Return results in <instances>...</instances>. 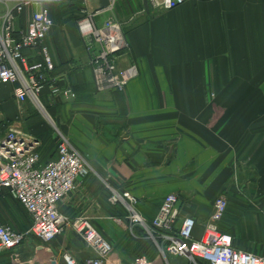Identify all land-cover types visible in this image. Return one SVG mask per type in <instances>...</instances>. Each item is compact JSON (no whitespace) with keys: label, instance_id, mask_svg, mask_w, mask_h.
Masks as SVG:
<instances>
[{"label":"crops","instance_id":"crops-1","mask_svg":"<svg viewBox=\"0 0 264 264\" xmlns=\"http://www.w3.org/2000/svg\"><path fill=\"white\" fill-rule=\"evenodd\" d=\"M49 6L55 21L46 39L54 66L50 80L77 88L78 98L62 111L51 109L49 120L39 111L34 115L29 100L19 103L15 86L0 84V140L11 129L44 140L58 122L93 168L60 203V212L89 218L115 244L132 232L118 218L109 187L131 193L147 221L176 195L181 218L196 221L200 239L215 199L223 196L240 215L231 228L237 249L264 255V0H189L171 11L146 8L144 0H116L113 11H107L111 0ZM100 10L106 11L96 25L117 19L128 42L120 69H139L124 93L95 88L78 19ZM25 56L30 63L42 61L34 51ZM47 157L54 160L57 152ZM0 224L25 233L33 220L6 192L0 195ZM134 244L123 256L115 253L112 264H134L137 256L125 257ZM64 252L80 264L91 256L67 229L51 243L30 236L21 247L0 250V264H64ZM168 261L191 264L179 257Z\"/></svg>","mask_w":264,"mask_h":264},{"label":"built area","instance_id":"built-area-1","mask_svg":"<svg viewBox=\"0 0 264 264\" xmlns=\"http://www.w3.org/2000/svg\"><path fill=\"white\" fill-rule=\"evenodd\" d=\"M61 1L0 0V84L15 86L18 102L24 104L29 100L49 120L51 117L41 99L44 89H48L52 103L77 99L72 88L58 86L47 77L54 66L46 39L55 25L48 5ZM188 1L148 0V4L155 10L171 11ZM115 2L111 0L107 11H113ZM105 11H84L78 29L91 55L96 91L124 93L129 83L139 77V69L136 65L120 69V59L129 45L117 19H108L100 28L96 25L95 18ZM25 51H34L43 60L30 63ZM58 134L57 158L46 164L40 162L42 142L37 137L11 129L0 140V195L8 192L33 220L31 229L25 233L0 224V250L21 247L30 236L51 243L67 229H72L91 252L83 264H112L113 246L91 220L87 217L72 219L60 212V203L76 192L79 179L92 173L93 168L67 137ZM109 189L111 203L126 209L131 232L136 226L143 227L156 244L157 259L163 264H169V257L186 258L191 264L198 261L264 264V256L236 249L233 238L220 230L228 207L223 196L215 200L204 234L196 239V221L192 217L181 218L176 195L167 196L157 216L148 222L137 211L138 200L131 193ZM62 260L64 264H80L69 252L63 253ZM139 261L137 264H157L156 260Z\"/></svg>","mask_w":264,"mask_h":264},{"label":"trees","instance_id":"trees-1","mask_svg":"<svg viewBox=\"0 0 264 264\" xmlns=\"http://www.w3.org/2000/svg\"><path fill=\"white\" fill-rule=\"evenodd\" d=\"M48 8H49V10L51 9V7L49 5H48ZM50 12H51V10H50ZM51 16H52V14H51ZM52 18H53V16H52ZM80 19H78V21ZM53 20H54V18H53ZM54 23H55V21H54ZM41 59L43 60L42 57H41ZM53 70H54V68H53ZM53 70L48 72V74H47L48 80L50 78H52ZM58 86H60V85H58ZM62 87H66V86H62ZM72 89H73V91H75V93L77 95L79 90L77 88H72ZM46 90H47V88H46ZM47 94H48V91H47ZM47 94H46V96H42V101L45 102L46 109L51 114V109L62 107V105L64 103L62 101H59V100L55 101L54 103L50 102ZM77 98H78V95H77ZM31 110L34 111L33 112L34 115L38 114V110H36L33 106H32ZM31 110H30V108L27 109L28 112ZM37 138L40 139V141L42 142V147L39 149L40 162L42 164H46L49 161H51V160L47 161V159H48L47 156L50 153H53L54 151L57 152L58 139L54 138L53 134L50 132L48 133V135H46L44 137V140L41 139V137H37ZM219 197H222V196H219ZM117 208H118V212H117L118 218L121 219L123 222L129 224V221L127 219L128 213H127L126 209L122 205H118ZM239 216L240 215L238 213H236L235 211L231 210L229 205H228L225 216H224L222 222L220 223V230L223 233H226V234L232 236L233 232H232L231 228H233L234 225H236V223L239 222V220H240ZM152 221L153 220L148 221V222H152ZM128 236L131 239V241L133 243H135L134 247L132 248V253L134 255H137V257L139 255H143V254L150 255V257H149L150 261H155L159 257V250H158L156 244L148 238V234L143 227H141V226L134 227L133 233L131 234L130 232H128ZM239 240H241V239L239 238ZM233 244H234V247L237 249L234 238H233ZM247 252H251V253L258 255L255 251L249 250ZM259 256H264V255H259ZM198 264H208V263H206L204 261H198Z\"/></svg>","mask_w":264,"mask_h":264},{"label":"rangeland","instance_id":"rangeland-1","mask_svg":"<svg viewBox=\"0 0 264 264\" xmlns=\"http://www.w3.org/2000/svg\"><path fill=\"white\" fill-rule=\"evenodd\" d=\"M2 8L0 7V10H1ZM81 12V11H80ZM104 19V16L102 17V18H100L99 20H103ZM44 103V106L46 107V105H45V102H43ZM65 108H67V102H64V104L62 105V107H60V108H58V110L59 111H62L63 109H65ZM49 113V112H48ZM64 113H66V112H64ZM65 114H63V116H64ZM51 120V119H50ZM49 121V120H48ZM51 123H53V121H50ZM58 122H56L55 124V126H52V124H51V126H50V128H51V132L50 133H52L53 134V136H54V138H57L58 140H59V134H58V132L60 133V134H62L61 133V130L58 128V124H57ZM63 135V134H62ZM111 243V242H110ZM130 243H132V241H131V239L129 238V236H128V234L126 233V232H123V236H122V238H120L118 241H117V243H115V244H113V243H111V244H113L112 246H113V248H114V254L116 253V255L118 254V256L120 257V256H123L124 255V253L122 252V251H125L126 250V248H128L129 246H130ZM131 254H132V250L130 249V252L128 253V254H126V258H127V260H130V258H133V257H131ZM127 255H128V257H127ZM135 256H137V255H135ZM149 257H150V255H145V254H143V255H139L135 260H134V264H137V262L139 261V262H141V261H144V260H146V261H148L149 260ZM120 260V259H119ZM150 261V260H149ZM173 263V262H172ZM184 263V262H183ZM185 264V263H184ZM186 264H188V262H186Z\"/></svg>","mask_w":264,"mask_h":264},{"label":"water","instance_id":"water-1","mask_svg":"<svg viewBox=\"0 0 264 264\" xmlns=\"http://www.w3.org/2000/svg\"><path fill=\"white\" fill-rule=\"evenodd\" d=\"M144 5L146 8H149L148 0H144Z\"/></svg>","mask_w":264,"mask_h":264}]
</instances>
